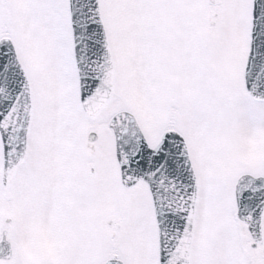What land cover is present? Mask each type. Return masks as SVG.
Here are the masks:
<instances>
[{
	"label": "snow or ice",
	"instance_id": "1",
	"mask_svg": "<svg viewBox=\"0 0 264 264\" xmlns=\"http://www.w3.org/2000/svg\"><path fill=\"white\" fill-rule=\"evenodd\" d=\"M0 264H264V0H0Z\"/></svg>",
	"mask_w": 264,
	"mask_h": 264
}]
</instances>
